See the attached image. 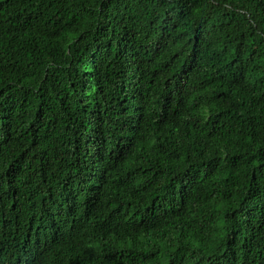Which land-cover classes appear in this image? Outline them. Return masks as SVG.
<instances>
[{
	"label": "trees",
	"instance_id": "trees-1",
	"mask_svg": "<svg viewBox=\"0 0 264 264\" xmlns=\"http://www.w3.org/2000/svg\"><path fill=\"white\" fill-rule=\"evenodd\" d=\"M0 264H264V0H0Z\"/></svg>",
	"mask_w": 264,
	"mask_h": 264
},
{
	"label": "clouds",
	"instance_id": "clouds-1",
	"mask_svg": "<svg viewBox=\"0 0 264 264\" xmlns=\"http://www.w3.org/2000/svg\"><path fill=\"white\" fill-rule=\"evenodd\" d=\"M36 244H39V243H36Z\"/></svg>",
	"mask_w": 264,
	"mask_h": 264
},
{
	"label": "bare ground",
	"instance_id": "bare-ground-1",
	"mask_svg": "<svg viewBox=\"0 0 264 264\" xmlns=\"http://www.w3.org/2000/svg\"><path fill=\"white\" fill-rule=\"evenodd\" d=\"M243 231V230H242ZM244 232V231H243Z\"/></svg>",
	"mask_w": 264,
	"mask_h": 264
}]
</instances>
